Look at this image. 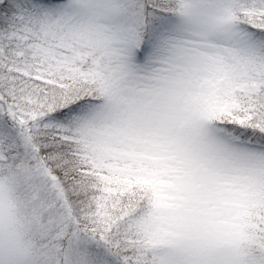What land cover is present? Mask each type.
<instances>
[{
  "label": "snow or ice",
  "instance_id": "6c2138e0",
  "mask_svg": "<svg viewBox=\"0 0 264 264\" xmlns=\"http://www.w3.org/2000/svg\"><path fill=\"white\" fill-rule=\"evenodd\" d=\"M0 264H264V0H0Z\"/></svg>",
  "mask_w": 264,
  "mask_h": 264
}]
</instances>
